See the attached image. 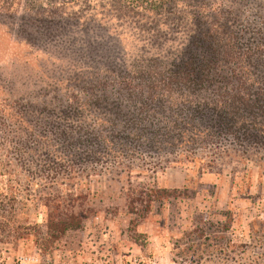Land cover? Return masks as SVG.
Listing matches in <instances>:
<instances>
[{"label": "rangeland", "instance_id": "rangeland-1", "mask_svg": "<svg viewBox=\"0 0 264 264\" xmlns=\"http://www.w3.org/2000/svg\"><path fill=\"white\" fill-rule=\"evenodd\" d=\"M0 264H264V0H0Z\"/></svg>", "mask_w": 264, "mask_h": 264}, {"label": "trees", "instance_id": "trees-1", "mask_svg": "<svg viewBox=\"0 0 264 264\" xmlns=\"http://www.w3.org/2000/svg\"><path fill=\"white\" fill-rule=\"evenodd\" d=\"M48 23H52V21L50 20ZM53 23L56 24L57 22H53ZM81 223H82V218L78 216H73L71 214H65L63 217L57 216L54 218V220L50 219L46 221V223L43 225L46 236L40 241L35 242L37 248L42 251H46V250L49 251L50 248H52V245H50L51 241H55L58 237H60L68 230L79 228L81 226ZM42 240H44L45 244L43 243Z\"/></svg>", "mask_w": 264, "mask_h": 264}]
</instances>
